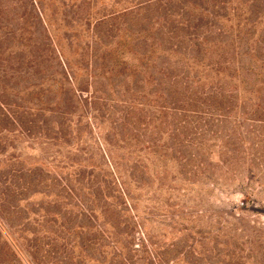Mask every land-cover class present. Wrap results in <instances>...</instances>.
I'll use <instances>...</instances> for the list:
<instances>
[{"label": "trees", "instance_id": "obj_1", "mask_svg": "<svg viewBox=\"0 0 264 264\" xmlns=\"http://www.w3.org/2000/svg\"><path fill=\"white\" fill-rule=\"evenodd\" d=\"M130 4L95 21L92 0L74 4L89 26L74 71L42 0H0V156L8 133L69 142L73 127L104 118L106 75L125 90L135 78L141 95L114 132L127 154L100 173L0 160V264H25L22 246L47 256L28 228L39 213L46 224L68 220L82 264H264V221L246 206L264 194V0ZM184 178L200 191L241 179L247 199L185 213L168 185Z\"/></svg>", "mask_w": 264, "mask_h": 264}, {"label": "rangeland", "instance_id": "obj_2", "mask_svg": "<svg viewBox=\"0 0 264 264\" xmlns=\"http://www.w3.org/2000/svg\"><path fill=\"white\" fill-rule=\"evenodd\" d=\"M130 1L132 0H122V2L121 0H92L93 6L91 13H93V21L98 17L110 15L124 7L132 5ZM79 2L80 0H42V3L46 7H49L46 13L51 32L55 40L60 43L66 57L71 59L70 65L74 71H77V66L81 65L79 53L81 47L86 45L87 39L85 35L89 28V26L84 25V22L76 19L74 4L77 5ZM152 13L154 14V11ZM136 31H138V28ZM124 47L129 48L128 45ZM123 67H125L124 64L119 63L118 71H121ZM103 83L101 91L110 99L107 102H100L101 112L106 113L104 118H97L96 120L93 118L91 127L86 124L73 127L69 142H64L62 139L57 141L44 136L30 137L18 131L8 133L2 137L5 152L4 155L0 156V160H6L7 163L17 160L26 166L44 165L46 169L54 173H62L65 177L71 176L80 170H91L92 167H94L96 173H100L109 164V158L111 163H119L122 157L127 154L121 148L125 143L121 146V142H118L119 136L116 134L122 130L120 127L122 123L120 120V111L125 107L132 106V101L138 99L137 95L139 92L135 89L137 81L134 78L131 85L128 86V90H125V87H123L120 77L108 78V75H106ZM148 91H145V93H148ZM139 96L141 95L139 94ZM142 101L146 103L147 107L149 106L148 98H143ZM112 111L114 115L110 117V122H107L108 113ZM112 126L115 131L112 129ZM130 128L133 129V126L131 125ZM126 147L129 149L130 143L126 144ZM133 156H135V153ZM78 163H82V167H79L77 165ZM168 165L173 166L175 164L174 162H168ZM83 167L84 169H82ZM170 176H173V174L171 173ZM185 181L187 183V180L184 178V184L181 185L176 184L174 180L168 183L170 187L181 190V195H184L176 203L180 205L178 209L185 213L201 209H207L212 214L224 213L242 207L243 202L247 199L242 194L241 179L232 187L219 186L213 189L212 187H206L203 188V191H200L198 188L199 185L197 184L186 187ZM47 200L45 199V201ZM248 200H251V202L247 203L246 206L253 210L252 215L264 221V208L260 207V204L264 201V194L261 197H250ZM254 200L256 203L252 202ZM200 201H202V204H200ZM37 202L40 203V199ZM40 215L44 214L39 213L27 216L31 222L28 228L32 231L38 228L37 230L40 233L39 237L43 240V243L39 242L40 247L46 246L48 253L45 256L44 249L46 248L43 250H35L31 247L22 246L19 254L24 263L82 264L83 255L81 256L79 254L80 258H74L73 250H71L69 245L73 243L74 238L69 234L70 225L68 220L58 218L56 225L52 222L46 224ZM34 220H37V225ZM205 221L208 220L205 219ZM48 241L51 242L52 247L48 248ZM88 263V259H86L84 264Z\"/></svg>", "mask_w": 264, "mask_h": 264}]
</instances>
